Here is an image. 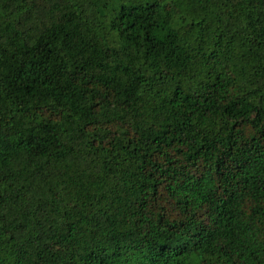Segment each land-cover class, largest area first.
Returning a JSON list of instances; mask_svg holds the SVG:
<instances>
[{
	"label": "trees",
	"instance_id": "1",
	"mask_svg": "<svg viewBox=\"0 0 264 264\" xmlns=\"http://www.w3.org/2000/svg\"><path fill=\"white\" fill-rule=\"evenodd\" d=\"M0 264H264V0H0Z\"/></svg>",
	"mask_w": 264,
	"mask_h": 264
}]
</instances>
